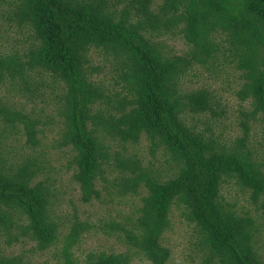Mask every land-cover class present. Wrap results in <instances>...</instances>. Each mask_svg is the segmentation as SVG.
<instances>
[{
  "label": "trees",
  "instance_id": "1",
  "mask_svg": "<svg viewBox=\"0 0 264 264\" xmlns=\"http://www.w3.org/2000/svg\"><path fill=\"white\" fill-rule=\"evenodd\" d=\"M160 2L154 11V0H0L6 6L0 17L28 37L21 51L0 47V86L32 99L42 95L43 77L49 76L56 123L62 124L57 147L70 152L82 203L100 200L101 191L112 200L113 194L146 189L135 216L124 224L105 223L109 233H124L126 250L83 264H130L136 255L166 264L170 251L161 238L173 208L196 234L201 264H264L255 249L260 229L221 197V185L232 180L264 211V163L248 146L251 125L264 120V0ZM176 33L190 50L169 58L153 38ZM219 34L229 45L223 52L228 65L240 73L234 96L249 107L237 116L241 134L217 149L209 127L200 131L185 117H220L225 111L218 109V98L206 88L181 92L180 82L195 64L213 67L219 53L213 37ZM92 50L107 61V90L94 78L101 72L92 64ZM0 121V138L20 131L28 145L37 144L39 115L33 118L0 98ZM143 135L152 154L161 150L174 162L172 177H153L136 155L124 153L125 145ZM34 164L26 160L12 170L0 158V237L5 246L26 239L41 253L62 237L59 264H80L72 248L87 226L74 215L61 235L64 224L54 218L50 188L36 181ZM0 264L26 262L21 254L0 251Z\"/></svg>",
  "mask_w": 264,
  "mask_h": 264
},
{
  "label": "rangeland",
  "instance_id": "2",
  "mask_svg": "<svg viewBox=\"0 0 264 264\" xmlns=\"http://www.w3.org/2000/svg\"><path fill=\"white\" fill-rule=\"evenodd\" d=\"M160 3V0H154L152 10H157ZM121 7L122 4H119L116 9L119 10ZM5 9V4H1L0 13ZM13 23L0 17V47L6 51H21L27 45L28 37L27 34L21 33ZM153 39L159 43L162 53L169 58L187 55L190 50V45L178 33ZM213 41L219 43L217 62L209 69L195 64L182 78L180 90L189 92L198 88H206L218 98V109H224L223 115L212 119L208 115L188 114L185 121L188 125H197L200 131L209 127L207 134L213 135L217 142L215 147L220 149L228 145L236 135L241 134L237 116L240 110H245L249 106L247 103H241L234 96V92L240 84V73L234 67L229 66L225 59L227 56H224L223 52L229 47L226 37L219 34L213 37ZM90 56L92 64L99 66L101 72L94 78L102 82L107 90L108 76L105 56L96 50H92ZM34 80H37V77ZM43 82L45 89L42 91V95L32 99L10 91L7 86H0V98L8 101L16 109L29 113L33 118L39 115L41 117L39 128L42 130L36 136L37 144L35 146L28 145L25 135L20 131L4 133L3 138H0L2 163L4 161L12 170H15L26 160L35 163L32 168H35L36 165L39 166L36 181L42 180L50 188L53 216L57 222L64 224L61 235L68 232L69 222L74 215H77L80 221L85 222L87 229L72 248L73 257L80 264L100 254L122 253L127 248L124 246V233H109L105 223L109 220H116L124 224L128 216H135L136 209L142 204V197L145 196L146 189L142 185L134 195L118 196L113 194L111 195L112 200L105 198V192L101 191L100 200H93L90 204L81 202L79 186L73 180V170L69 167L70 152L67 148L57 147L62 124L56 123V104L52 95H49L51 79L45 75ZM0 126L3 127L1 121ZM111 144L114 150L122 151L120 145ZM248 146L254 157L264 163V120L262 118L251 125ZM125 149L124 153L136 155L143 167H147L153 177L158 176L164 180L173 176L174 162L161 150L152 154L149 141L144 135L141 136L137 144L125 145ZM107 177L111 176L107 174ZM97 188L100 189V185H97ZM112 189L114 188H109L110 192L114 191ZM221 197L222 202L228 208L238 215L250 216L260 229L255 249L258 255L264 259V211L252 204L249 193L235 185L232 180L221 185ZM196 243V234L193 229L183 220L180 210L173 208L169 215V227L161 238L162 246L170 251V257L166 264H201ZM33 246L34 243L26 239L20 243L5 246L3 238L0 237V251L5 255L21 254L24 256L26 264H59L58 252L62 247V237L52 248L42 253L35 251ZM130 264L151 263L143 255H136L131 259Z\"/></svg>",
  "mask_w": 264,
  "mask_h": 264
}]
</instances>
